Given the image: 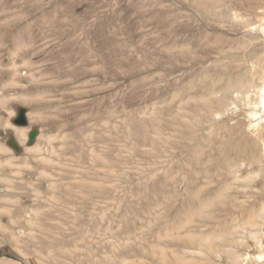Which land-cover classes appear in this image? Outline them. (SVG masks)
<instances>
[{"label":"rangeland","instance_id":"obj_1","mask_svg":"<svg viewBox=\"0 0 264 264\" xmlns=\"http://www.w3.org/2000/svg\"><path fill=\"white\" fill-rule=\"evenodd\" d=\"M0 41V264H264V0H0Z\"/></svg>","mask_w":264,"mask_h":264},{"label":"bare ground","instance_id":"obj_2","mask_svg":"<svg viewBox=\"0 0 264 264\" xmlns=\"http://www.w3.org/2000/svg\"><path fill=\"white\" fill-rule=\"evenodd\" d=\"M2 1H3V0H2ZM10 36H11V35H10ZM5 37H6V36H5ZM5 37H4V38H5ZM7 38H8V37H7ZM0 42H1V41H0ZM2 48H3V47H2ZM21 55H22V54H21ZM16 58H17V59L15 60V66L18 64V62L21 61L22 56L19 55V56L16 57ZM19 69H20V66L17 67V70H19ZM17 70H16V71H17ZM19 72H20V71H19ZM19 77H20V76H18L17 79H20ZM21 77H22V76H21ZM6 78H7V77H6ZM2 81H4V76L0 74V82H2ZM262 100H263L262 103H263V105H264V94H263V98H262Z\"/></svg>","mask_w":264,"mask_h":264},{"label":"water","instance_id":"obj_3","mask_svg":"<svg viewBox=\"0 0 264 264\" xmlns=\"http://www.w3.org/2000/svg\"><path fill=\"white\" fill-rule=\"evenodd\" d=\"M21 124H26V120L24 118L21 119L20 121Z\"/></svg>","mask_w":264,"mask_h":264},{"label":"trees","instance_id":"obj_4","mask_svg":"<svg viewBox=\"0 0 264 264\" xmlns=\"http://www.w3.org/2000/svg\"><path fill=\"white\" fill-rule=\"evenodd\" d=\"M0 255H1V252H0Z\"/></svg>","mask_w":264,"mask_h":264}]
</instances>
